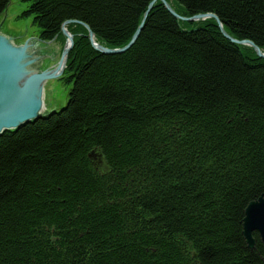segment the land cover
Masks as SVG:
<instances>
[{
	"label": "trees",
	"instance_id": "1",
	"mask_svg": "<svg viewBox=\"0 0 264 264\" xmlns=\"http://www.w3.org/2000/svg\"><path fill=\"white\" fill-rule=\"evenodd\" d=\"M26 2L41 41L139 32L103 54L68 25L65 107L0 136V264H264V59L159 0ZM166 2L264 53V0Z\"/></svg>",
	"mask_w": 264,
	"mask_h": 264
},
{
	"label": "water",
	"instance_id": "2",
	"mask_svg": "<svg viewBox=\"0 0 264 264\" xmlns=\"http://www.w3.org/2000/svg\"><path fill=\"white\" fill-rule=\"evenodd\" d=\"M163 6L175 17L183 21H197L206 18L215 20L221 34L230 42L237 45H246L254 49L258 58L264 59V54L248 40L238 41L231 38L222 28L221 23L214 14L196 15L191 18L179 17L164 0H159ZM70 23L82 24L88 30V38L91 46L103 54H115L124 52L130 47L137 37V32L131 38L130 42L123 48L118 50H110L94 42L93 33L89 28L77 21H67L62 27L61 31L68 43L65 44L60 59L57 62L54 72L51 74L39 77L32 74H41V70H35V50L26 48L25 53L15 55V47H9L7 39L0 36V136L7 131L18 129L22 126L35 123L39 120L46 119L50 115H45L40 112L41 101L39 100V92L35 89L44 86L45 80L57 79L61 76L65 63L67 53L73 45L72 36L68 34L65 26ZM37 99V100H36ZM98 157V164L103 161L100 155ZM106 171V166L104 169ZM257 232L261 242L264 244V196L258 200L251 202L244 213L243 220V236L250 249H253L255 240L252 236Z\"/></svg>",
	"mask_w": 264,
	"mask_h": 264
},
{
	"label": "rangeland",
	"instance_id": "3",
	"mask_svg": "<svg viewBox=\"0 0 264 264\" xmlns=\"http://www.w3.org/2000/svg\"><path fill=\"white\" fill-rule=\"evenodd\" d=\"M27 6L28 2H26V0L9 1L5 11L0 16V36L7 39L9 47H15V55H19L17 52L20 54L25 53V47L34 49L35 70H41V74L32 75L44 77L54 72L57 62L60 59L65 47V37L62 35L61 31V27L65 22L60 27V34L56 36L54 40L41 41L38 29L31 24V18H19ZM152 7L153 5L151 8ZM69 52L65 58L66 62H64V69L67 66V57ZM63 76L65 78V75ZM60 78L61 77L51 80L47 79L44 81V86L37 88V92H39L38 98L41 101L40 112L45 115H50L48 118L54 116L56 113H60L61 109L64 108L67 103V95L70 85L67 86V84H64V79L59 81ZM98 166L100 170L104 169V164L101 162Z\"/></svg>",
	"mask_w": 264,
	"mask_h": 264
},
{
	"label": "bare ground",
	"instance_id": "4",
	"mask_svg": "<svg viewBox=\"0 0 264 264\" xmlns=\"http://www.w3.org/2000/svg\"><path fill=\"white\" fill-rule=\"evenodd\" d=\"M20 51V50H19ZM21 52V51H20ZM35 91H37V89H35ZM37 100V99H36ZM42 105H43V103H42ZM44 107V106H43Z\"/></svg>",
	"mask_w": 264,
	"mask_h": 264
}]
</instances>
